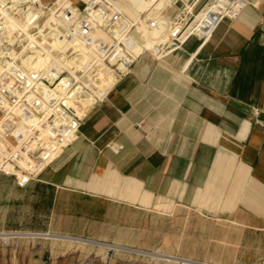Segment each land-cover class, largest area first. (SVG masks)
<instances>
[{
    "label": "crops",
    "instance_id": "0c3cea01",
    "mask_svg": "<svg viewBox=\"0 0 264 264\" xmlns=\"http://www.w3.org/2000/svg\"><path fill=\"white\" fill-rule=\"evenodd\" d=\"M129 1L147 10L153 0ZM28 188L167 192L264 231V4L221 22L206 42L187 40L182 55L143 54Z\"/></svg>",
    "mask_w": 264,
    "mask_h": 264
},
{
    "label": "rangeland",
    "instance_id": "374dc122",
    "mask_svg": "<svg viewBox=\"0 0 264 264\" xmlns=\"http://www.w3.org/2000/svg\"><path fill=\"white\" fill-rule=\"evenodd\" d=\"M46 1L42 5L43 0H29L26 12H41L31 22L25 21V14L13 19L0 13L1 32L18 39L14 55L21 66L96 73L88 76L97 88L78 101L86 115L77 137L143 54L161 59L182 55L187 40L206 42L221 22L241 15L223 16L206 37L199 31L206 19L219 3L230 0H153L147 10L129 0H101L121 12L125 29L94 25L87 44L70 26L82 31L83 9L92 0ZM258 1L248 0L243 11L248 6L261 8L264 0ZM56 35L65 40H56ZM129 41L137 43L133 60L116 50ZM103 42L115 45L108 59L97 49ZM126 57L132 62L124 61ZM252 108L258 117L261 110ZM239 116L244 118V111ZM28 186L0 172V264H264V231L230 221L227 215L183 207L180 198L168 197L167 192L156 198L137 190H126L125 195L69 188L37 193Z\"/></svg>",
    "mask_w": 264,
    "mask_h": 264
},
{
    "label": "built area",
    "instance_id": "2783aa9c",
    "mask_svg": "<svg viewBox=\"0 0 264 264\" xmlns=\"http://www.w3.org/2000/svg\"><path fill=\"white\" fill-rule=\"evenodd\" d=\"M247 2L230 0L226 4L219 3L206 19V22H213L211 31L223 16L236 18L241 14ZM28 8L29 0H0V13L13 19L25 14V21L31 22L34 18L31 15L35 12L27 13ZM83 14L79 24L82 31L74 25L70 26V31L77 36L82 34L85 41L90 40L89 30L94 25L104 29L116 26L117 32L125 29L122 28L121 12L104 1L88 2ZM7 25L12 28L10 22ZM3 27L0 24V172L13 176L19 185L24 186L38 180L76 139L86 115H83L78 101L84 100L85 96L87 98L93 87L97 88L88 76L96 77V73H65L49 69L46 65L37 67V70L36 67L21 66L14 55L18 39L2 36ZM55 37L61 42L65 40L64 35ZM127 44L116 46L117 54L124 51L121 54L127 53L133 60L137 57V43L129 41ZM98 47V52L107 59L113 53L109 44L99 43ZM132 60L124 59L126 62Z\"/></svg>",
    "mask_w": 264,
    "mask_h": 264
}]
</instances>
